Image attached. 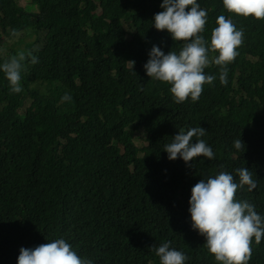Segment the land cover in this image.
<instances>
[{
    "label": "trees",
    "instance_id": "trees-1",
    "mask_svg": "<svg viewBox=\"0 0 264 264\" xmlns=\"http://www.w3.org/2000/svg\"><path fill=\"white\" fill-rule=\"evenodd\" d=\"M31 1L36 13L0 0V36L19 33L0 65L21 51L39 61L22 62L20 93L0 71V264L57 238L93 264H159L152 246L169 241L185 264H219L191 227V189L222 170L238 182L235 169L246 167L257 187L237 199L264 216V20L231 14L223 0H197L208 13L206 40L219 15L244 39L226 86L210 65L213 84L198 101L177 104L170 85L144 69L154 45L165 54L183 47L153 26L163 0ZM191 127L206 130L201 139L215 158L169 160L165 145ZM248 264H264V238L253 239Z\"/></svg>",
    "mask_w": 264,
    "mask_h": 264
},
{
    "label": "clouds",
    "instance_id": "clouds-1",
    "mask_svg": "<svg viewBox=\"0 0 264 264\" xmlns=\"http://www.w3.org/2000/svg\"><path fill=\"white\" fill-rule=\"evenodd\" d=\"M227 12L264 20V0H223ZM163 11L154 15L153 26L158 31H167L174 41H183L177 53L170 50L165 54L158 46H153L149 59L144 65L148 77L170 85V93L177 104L199 100L205 84L212 85L215 75L206 74L210 65L219 66V80L227 85L228 68L239 55L242 46L243 29H237L231 18L219 15L216 27L211 30L210 42L201 35L207 23V10L201 8L197 0H163ZM13 35H19L14 32ZM14 38V37H12ZM210 53L216 55L210 57ZM28 57L31 63L38 58L31 52L23 51L11 56L0 65L13 93L22 91L21 70ZM134 68L135 61H129ZM71 100L66 93L61 101ZM206 130L202 127L180 129L171 143L164 147L169 160L181 158L186 164L197 157L215 158L212 148L203 140ZM195 142H193V138ZM237 150L244 151V143L234 141ZM236 176L228 171H220L206 180H199L191 189L189 213L191 227L205 239L204 246L219 264H248L252 256V242L259 244L264 238V216L255 210V205L247 200L237 199L238 190L247 186L251 192L257 187L252 172L246 168L235 169ZM171 242L152 246L159 264H185L188 257L181 251L170 248ZM17 264H93L73 250L64 238L53 239L34 248H21Z\"/></svg>",
    "mask_w": 264,
    "mask_h": 264
},
{
    "label": "rangeland",
    "instance_id": "rangeland-1",
    "mask_svg": "<svg viewBox=\"0 0 264 264\" xmlns=\"http://www.w3.org/2000/svg\"><path fill=\"white\" fill-rule=\"evenodd\" d=\"M18 5L21 6L23 9L31 12L36 13L38 11L36 5L31 0H16ZM37 37L35 34H31L27 37V41L34 40ZM17 40V36L12 39L5 37L4 35L0 36V52L5 51L8 47ZM134 141L138 146H143L146 144V133L142 128L136 129L134 132Z\"/></svg>",
    "mask_w": 264,
    "mask_h": 264
}]
</instances>
